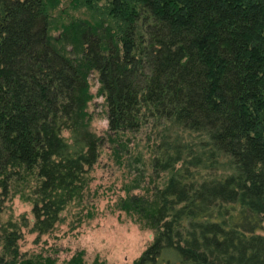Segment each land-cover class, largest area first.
Listing matches in <instances>:
<instances>
[{"label": "trees", "instance_id": "obj_1", "mask_svg": "<svg viewBox=\"0 0 264 264\" xmlns=\"http://www.w3.org/2000/svg\"><path fill=\"white\" fill-rule=\"evenodd\" d=\"M103 1L72 0L88 17L59 25L62 0H0L3 193L26 185L45 235L102 146L118 155L148 131L168 176L122 201L156 231L138 264H264V0ZM95 74L106 136L90 129ZM1 218L0 264H27L21 227Z\"/></svg>", "mask_w": 264, "mask_h": 264}, {"label": "rangeland", "instance_id": "obj_2", "mask_svg": "<svg viewBox=\"0 0 264 264\" xmlns=\"http://www.w3.org/2000/svg\"><path fill=\"white\" fill-rule=\"evenodd\" d=\"M62 1L54 11L56 21L69 22L70 16L88 17L85 8L75 10L72 0ZM55 27L52 34L59 38L60 30ZM100 87L98 74H95L91 77L92 101L87 111L91 131L106 136L107 102ZM124 138L127 148L118 155L109 141L102 146L84 196L68 206L62 220L45 235L33 232L32 191L26 185L13 186L8 193L0 188L1 219L3 222L12 220L21 227L23 238L19 249L23 261L29 260L27 264H138L153 244L156 231L139 213L121 209L122 201L133 195L152 196L155 186L163 185L168 175L157 178L154 173L151 165L154 147L148 141V131ZM128 188L132 190L128 192ZM259 233L264 235V228ZM4 253L0 248V257Z\"/></svg>", "mask_w": 264, "mask_h": 264}]
</instances>
